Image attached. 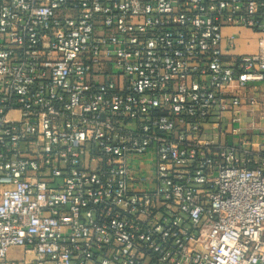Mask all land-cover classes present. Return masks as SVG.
Listing matches in <instances>:
<instances>
[{
  "label": "built area",
  "instance_id": "1",
  "mask_svg": "<svg viewBox=\"0 0 264 264\" xmlns=\"http://www.w3.org/2000/svg\"><path fill=\"white\" fill-rule=\"evenodd\" d=\"M257 83L264 0H0V264H264Z\"/></svg>",
  "mask_w": 264,
  "mask_h": 264
},
{
  "label": "crops",
  "instance_id": "2",
  "mask_svg": "<svg viewBox=\"0 0 264 264\" xmlns=\"http://www.w3.org/2000/svg\"><path fill=\"white\" fill-rule=\"evenodd\" d=\"M259 51V36L250 31H240V40L237 43V53L240 55H253ZM240 98L242 99L241 110V127L245 132L252 121H256L259 126V130L254 132V136L250 137L253 140L254 146L252 148L255 151H260L264 149V135L262 134L261 128L264 127V83H257L250 85L247 89H240ZM255 96L256 106L251 107L249 104V98ZM253 110L254 112H252ZM242 145V143H240ZM250 146V145H249ZM246 145V147H249ZM19 253L23 255V251L19 249H12L9 252V258L11 260H22L23 258H17L12 255Z\"/></svg>",
  "mask_w": 264,
  "mask_h": 264
},
{
  "label": "rangeland",
  "instance_id": "3",
  "mask_svg": "<svg viewBox=\"0 0 264 264\" xmlns=\"http://www.w3.org/2000/svg\"><path fill=\"white\" fill-rule=\"evenodd\" d=\"M12 256L17 257V258H23V255L22 254H19V253H16V254H14Z\"/></svg>",
  "mask_w": 264,
  "mask_h": 264
}]
</instances>
